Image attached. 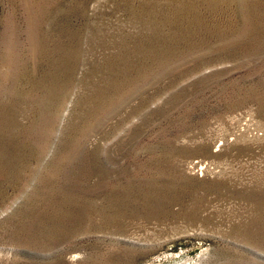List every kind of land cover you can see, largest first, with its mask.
Returning <instances> with one entry per match:
<instances>
[{
    "label": "rangeland",
    "instance_id": "obj_1",
    "mask_svg": "<svg viewBox=\"0 0 264 264\" xmlns=\"http://www.w3.org/2000/svg\"><path fill=\"white\" fill-rule=\"evenodd\" d=\"M0 264H264V0H0Z\"/></svg>",
    "mask_w": 264,
    "mask_h": 264
}]
</instances>
